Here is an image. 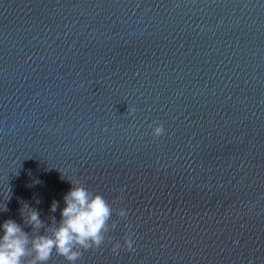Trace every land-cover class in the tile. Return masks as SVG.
Masks as SVG:
<instances>
[{"label":"water","instance_id":"obj_1","mask_svg":"<svg viewBox=\"0 0 264 264\" xmlns=\"http://www.w3.org/2000/svg\"><path fill=\"white\" fill-rule=\"evenodd\" d=\"M71 181L117 224L76 264H264V0H0V236Z\"/></svg>","mask_w":264,"mask_h":264},{"label":"clouds","instance_id":"obj_2","mask_svg":"<svg viewBox=\"0 0 264 264\" xmlns=\"http://www.w3.org/2000/svg\"><path fill=\"white\" fill-rule=\"evenodd\" d=\"M133 112L135 109L132 110ZM154 137L165 134L163 124L153 127ZM73 188L65 195L66 207L63 208L62 219L57 225H45L40 213L35 208L25 204L21 215L26 225L31 226L32 233L44 229L46 234L31 235L15 220L8 219L2 225L3 235L0 236V264H48L53 253L64 257L69 264H76L84 252L99 250L104 245L106 234L110 228L117 227L115 221L109 224L112 215V205L101 194H94L79 181H71ZM58 202L53 201L51 211L55 212ZM117 215L127 218L128 210L120 208ZM55 221V218H53ZM131 230V225H128ZM133 233L125 235L124 244L129 252H135ZM121 249L119 242L112 247V252L118 254Z\"/></svg>","mask_w":264,"mask_h":264}]
</instances>
